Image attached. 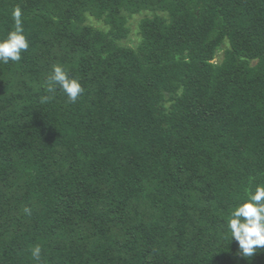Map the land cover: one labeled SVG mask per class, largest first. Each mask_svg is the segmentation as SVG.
Returning a JSON list of instances; mask_svg holds the SVG:
<instances>
[{
    "label": "trees",
    "instance_id": "16d2710c",
    "mask_svg": "<svg viewBox=\"0 0 264 264\" xmlns=\"http://www.w3.org/2000/svg\"><path fill=\"white\" fill-rule=\"evenodd\" d=\"M17 7L0 264H264L227 226L264 185V0H0V39ZM55 65L76 103L47 91Z\"/></svg>",
    "mask_w": 264,
    "mask_h": 264
},
{
    "label": "clouds",
    "instance_id": "9594fccd",
    "mask_svg": "<svg viewBox=\"0 0 264 264\" xmlns=\"http://www.w3.org/2000/svg\"><path fill=\"white\" fill-rule=\"evenodd\" d=\"M14 30L9 31L5 38L0 39V63L8 64L18 62L22 53L29 48V41L24 34L22 11L19 7L12 12ZM59 88L67 96L68 100L76 103L84 93V88L78 79L71 77L68 71L61 65L53 66V71L47 79V91L55 92ZM49 99V97H45ZM26 213L29 209L25 208ZM228 228L231 240L234 239L244 257H250L260 248H264V185H257L251 189L246 199L238 204L231 212L228 220ZM41 247L31 249V257L39 261Z\"/></svg>",
    "mask_w": 264,
    "mask_h": 264
},
{
    "label": "rangeland",
    "instance_id": "374dc122",
    "mask_svg": "<svg viewBox=\"0 0 264 264\" xmlns=\"http://www.w3.org/2000/svg\"><path fill=\"white\" fill-rule=\"evenodd\" d=\"M135 30H133V32H132V35H131V37H130V39H134V35L133 34H135ZM129 44H131V41L130 42H128ZM221 55H222V52H219V54H218V56H217V58H216V60L215 61H218L219 59H220V57H221Z\"/></svg>",
    "mask_w": 264,
    "mask_h": 264
}]
</instances>
